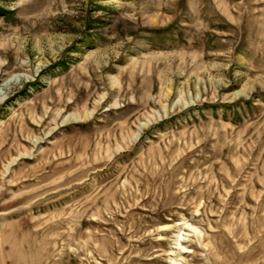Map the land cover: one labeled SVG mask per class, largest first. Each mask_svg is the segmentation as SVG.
Masks as SVG:
<instances>
[{"label": "rangeland", "instance_id": "1", "mask_svg": "<svg viewBox=\"0 0 264 264\" xmlns=\"http://www.w3.org/2000/svg\"><path fill=\"white\" fill-rule=\"evenodd\" d=\"M0 264H264V0H0Z\"/></svg>", "mask_w": 264, "mask_h": 264}, {"label": "bare ground", "instance_id": "2", "mask_svg": "<svg viewBox=\"0 0 264 264\" xmlns=\"http://www.w3.org/2000/svg\"><path fill=\"white\" fill-rule=\"evenodd\" d=\"M16 76V75H15Z\"/></svg>", "mask_w": 264, "mask_h": 264}]
</instances>
